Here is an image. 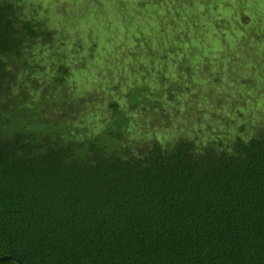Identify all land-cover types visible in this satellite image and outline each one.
Returning a JSON list of instances; mask_svg holds the SVG:
<instances>
[{"label": "trees", "instance_id": "16d2710c", "mask_svg": "<svg viewBox=\"0 0 264 264\" xmlns=\"http://www.w3.org/2000/svg\"><path fill=\"white\" fill-rule=\"evenodd\" d=\"M102 2L80 8L88 18L83 24L73 12L75 25H106L105 18H92ZM139 4L142 11L132 16L121 3L123 19L135 29L121 33L136 37L135 50L145 51L149 68L162 67L155 68L153 97L134 83L121 102L76 94L69 86L71 71L82 69L75 55L83 45L79 35L65 44L69 36L50 26L53 12L46 15L30 0H0V264H264V110L257 121L235 124L216 114L220 96L198 88L191 99L206 102L197 115L209 116V126L223 121L221 129L164 142L133 137L132 113L150 116L154 129L180 109L188 111L180 95L204 83L210 69L197 34L214 24L221 29L216 21L196 25L197 9L208 15L210 0ZM238 19L234 28L241 30L247 17ZM183 20L192 25L190 34L179 29ZM147 21L156 46L142 34ZM163 33L173 36L158 41ZM240 34L245 49L230 47L232 56L221 60L234 74L239 59L259 67L264 59L248 48L249 39L258 42L264 32ZM87 44L92 51L94 44ZM195 58L208 63L206 71L196 72ZM226 79L240 81L238 75ZM241 81L250 86L245 77ZM235 104L238 120L244 113ZM97 112L94 125L89 119Z\"/></svg>", "mask_w": 264, "mask_h": 264}, {"label": "rangeland", "instance_id": "374dc122", "mask_svg": "<svg viewBox=\"0 0 264 264\" xmlns=\"http://www.w3.org/2000/svg\"><path fill=\"white\" fill-rule=\"evenodd\" d=\"M30 1L32 3L40 4L42 12L46 15L49 14L50 17L53 12V21L50 26L57 31L63 30L65 34L69 36L66 38L65 44L69 43L72 45L77 40V35H79L80 40L82 41V51L80 49L78 55H75L78 59L77 62H81L80 66L82 69L71 71V74L68 77L69 79L67 80L69 86L75 90L76 94L95 92L104 98H115L118 101L123 102V95L125 92L128 91L129 88L131 89L132 85L136 83L138 85L137 87H139V84L143 87L145 86L146 90L149 92H147L146 98L153 97L150 95V92L153 90L155 81V68H160L162 65L153 64L152 67H154V69L147 66V59L143 58L146 56L145 51L142 49L135 50L136 37L131 36V33L135 31L133 21L129 17L123 19L124 14L121 12V3L125 2L126 6L122 7L128 8V10L131 11L129 13L130 15L133 16L136 13H140L142 8L139 7V3L143 0H120V3L119 0H83V2L79 0ZM98 1L103 2L99 4L97 7L98 10L95 11L92 18L101 19L103 17L106 20V25L102 26L99 24L100 22L97 23L95 20H92V22L87 21L88 23L85 27H77L72 20V17H70L72 13L75 12L74 14H79L80 8L84 7L85 4H87L86 7L91 8L92 5L97 4L96 2ZM197 1L204 2L206 0ZM259 1L261 0H210L213 6L210 7L209 14L204 17L202 16L203 10L199 8L197 9V14L194 17L199 20L200 23L197 22L198 24L196 25L203 26L206 23L216 21L220 22L219 25L221 26L219 31L215 29L216 25L214 24L215 27H205L199 34H197L199 40L196 39V42L202 43L199 50L202 54L208 55L211 58L210 62H208L210 69L207 70V75L204 73L202 75L204 79L206 78L205 82L202 83L199 80L200 83L194 86L195 90L190 89L186 92V95H180V102L188 107V111H182L180 109L177 117H175L174 114L171 115L169 124L165 121L161 124L160 128H149V123L151 122L150 116L141 119L138 114L132 113L131 117L129 115L131 119L129 131L132 133L133 137L142 139L156 137L158 140L164 142L172 140L179 135H187L186 133H189L188 135H190L192 132H197L201 138H204L207 134L214 133L217 129H221L223 127V121L220 123L210 122L209 126L206 124V121H210L209 116L199 117L197 115L199 114L198 112H201L203 103L206 102V100L201 97L197 101L191 99V97L195 95L194 92H196V90L199 91L198 88H203L204 93L211 92V94L214 95L213 97L220 96L222 103L219 104V107L215 110L216 114H222L223 117H226L229 120H234L235 124H246L248 117L250 120L253 119L256 121L260 118L261 112L264 110V72L262 73L264 70V59L262 60V65H260V67L258 64L256 67V62L252 60L248 62L252 63V65L242 66L240 65V62L243 64V61L238 57L237 59L239 60L235 64L237 69L234 70V72L238 70V74L228 72L227 69L229 64L224 61L221 63V60L233 54V51H230V47L235 48V46H238V50L240 51L245 49L243 48L244 46H241V42L239 43V39H241V30H244L247 35H249L252 30L259 34L264 32V7H262V3ZM79 2L82 3L79 7L76 6V4L73 5L74 3L78 4ZM70 5L73 6L71 7ZM141 6L143 5L141 4ZM242 13L247 17V21L244 23V27H242L243 29L238 30V28H234V24L236 20H239L238 17H240V14ZM86 18V16H81L79 14L75 16L74 20L78 24H83ZM193 20L195 22L197 21L195 19ZM204 20L207 22H204ZM135 21L136 19L134 22ZM201 21H203L202 23L204 24H202ZM137 23L138 22H136V24ZM185 25L186 24L183 20L179 29L190 34L192 31V25H190V28L187 27L188 24ZM148 27H153L150 21L146 22L142 34L147 38L150 45L156 46L158 42L152 37V34L148 33ZM121 28L129 30L131 33L127 34V37H125L123 32L121 33ZM100 31L102 34H100ZM169 32L171 31H167V33ZM167 33L160 35L161 37L158 41L164 40V42H167L168 39L173 36H170ZM228 35H231L233 40L236 39V44L232 42L231 38L227 37ZM88 41H91L92 44H94L92 51H89L90 46L87 44ZM220 41H222V43ZM227 42L230 43L228 46H226V44H228ZM249 43L250 45L248 48L253 49L255 55L262 56L259 59L260 61L264 57V53L260 54L259 51L264 48V39H260L256 42V39L250 38ZM256 45H258V48H255ZM135 51L143 60L140 58V61H135ZM132 53H134V55ZM75 59H73L72 63L69 65L74 66L75 63L77 64V62H74ZM204 62L205 61L200 58H195V60H193V68L196 72H199L200 70L206 71L203 66L208 63ZM219 73L221 75L217 77V74ZM166 74L171 77V72L168 70L166 71ZM228 75H230V77L233 76V79L238 75L240 81L231 83V80L226 79ZM243 77L247 79V82L250 80V86L242 84L241 78ZM213 80L218 81L214 85L210 84ZM233 103H236V107L238 106V108H241L240 110L243 109V118L236 119V115L238 114L233 113L236 109L233 110ZM191 107H195L196 111H191ZM99 118L100 113L97 112L96 116H90L89 120H91V123H95L94 125H97L99 123ZM203 122L204 124H202Z\"/></svg>", "mask_w": 264, "mask_h": 264}, {"label": "water", "instance_id": "95a60500", "mask_svg": "<svg viewBox=\"0 0 264 264\" xmlns=\"http://www.w3.org/2000/svg\"><path fill=\"white\" fill-rule=\"evenodd\" d=\"M5 259V258H4ZM2 260V259H1Z\"/></svg>", "mask_w": 264, "mask_h": 264}]
</instances>
